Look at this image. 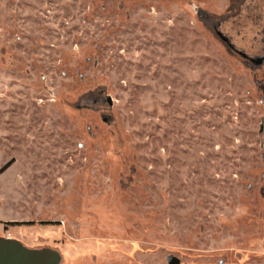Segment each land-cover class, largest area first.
<instances>
[{"label":"rangeland","instance_id":"obj_1","mask_svg":"<svg viewBox=\"0 0 264 264\" xmlns=\"http://www.w3.org/2000/svg\"><path fill=\"white\" fill-rule=\"evenodd\" d=\"M218 29L264 55V0H0V235L264 264V60Z\"/></svg>","mask_w":264,"mask_h":264},{"label":"water","instance_id":"obj_2","mask_svg":"<svg viewBox=\"0 0 264 264\" xmlns=\"http://www.w3.org/2000/svg\"><path fill=\"white\" fill-rule=\"evenodd\" d=\"M219 35L230 44L229 39L219 30ZM246 56V55H245ZM247 57V56H246ZM256 63L264 60V55L258 58H252ZM264 130V121H262L260 133ZM169 264H180L179 257L170 254L167 257ZM62 254L59 249L44 247H29L18 238H9L0 235V264H61Z\"/></svg>","mask_w":264,"mask_h":264},{"label":"flooded vegetation","instance_id":"obj_3","mask_svg":"<svg viewBox=\"0 0 264 264\" xmlns=\"http://www.w3.org/2000/svg\"><path fill=\"white\" fill-rule=\"evenodd\" d=\"M245 2H246V0H243V3H245ZM218 30L221 32L220 29H218ZM259 33H262V30H260ZM227 38L229 39L230 44L234 46V47H231L234 51H236V52L239 53V54L246 55L247 57H250V58L253 57V56H250V55L246 52L247 50L238 47V46L236 45V43H234V42L232 41L231 38H229V37H227Z\"/></svg>","mask_w":264,"mask_h":264},{"label":"built area","instance_id":"obj_4","mask_svg":"<svg viewBox=\"0 0 264 264\" xmlns=\"http://www.w3.org/2000/svg\"><path fill=\"white\" fill-rule=\"evenodd\" d=\"M8 236H9V238H11V234H10V233H9V235H8Z\"/></svg>","mask_w":264,"mask_h":264}]
</instances>
